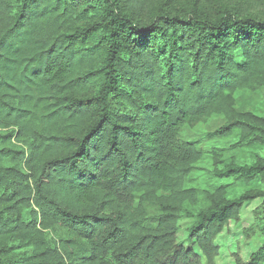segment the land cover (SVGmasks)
Instances as JSON below:
<instances>
[{"label": "trees", "instance_id": "obj_1", "mask_svg": "<svg viewBox=\"0 0 264 264\" xmlns=\"http://www.w3.org/2000/svg\"><path fill=\"white\" fill-rule=\"evenodd\" d=\"M150 1L0 0V239L34 245L0 264H201L176 243L184 216L213 264L224 224L264 203V114L235 97L264 86V17ZM213 113L226 123L209 137L256 155L215 176L262 189L227 200L226 185H193L203 151L180 133ZM54 224L76 237L50 244ZM263 260L264 245L248 264Z\"/></svg>", "mask_w": 264, "mask_h": 264}, {"label": "rangeland", "instance_id": "obj_2", "mask_svg": "<svg viewBox=\"0 0 264 264\" xmlns=\"http://www.w3.org/2000/svg\"><path fill=\"white\" fill-rule=\"evenodd\" d=\"M168 8L171 11L182 9L187 14L193 8L208 9L209 11L218 8H233L239 16L264 17V0H151L147 3V13L159 8ZM236 108L238 111H251L264 114V86L257 82H251L246 87L235 93ZM226 123L223 114L213 113L201 121L193 124H185L182 127L180 137L184 141L197 144L203 151L201 158L194 164L192 172L193 185L199 189H208L211 185H226L228 194L227 200H232L242 194L254 193L262 187L241 182L235 177L229 179H218L215 173L226 169L231 164H243L256 159L255 152L235 145L238 137L213 138L208 134L215 131ZM5 133L7 132L6 129ZM12 144H18L13 138ZM11 144L6 142V147ZM261 151V155H262ZM5 165H11L10 159L4 160ZM208 206V201L202 199L191 205V210L197 212ZM195 218L184 216L179 221V231L176 243L185 248L192 247L197 253L201 264H209L203 254L200 244L196 239L189 238V229ZM264 203L261 197L247 201L239 210L236 216L228 220L215 238L218 254L213 264H248L252 254L264 245ZM46 240L50 244L58 243L60 239L75 238L66 228L54 224L46 230ZM33 243L21 234L6 235L0 239V259L19 257L21 254H31ZM264 264V260L262 262Z\"/></svg>", "mask_w": 264, "mask_h": 264}]
</instances>
